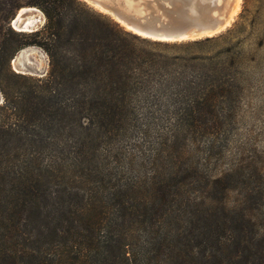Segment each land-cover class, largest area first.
I'll return each mask as SVG.
<instances>
[{"label":"trees","instance_id":"1","mask_svg":"<svg viewBox=\"0 0 264 264\" xmlns=\"http://www.w3.org/2000/svg\"><path fill=\"white\" fill-rule=\"evenodd\" d=\"M29 5L44 14L40 32L1 28L13 39L0 41V264H264L250 217L211 197L220 178L206 203L188 197L174 142L157 136L148 176L118 169L138 108L171 106L173 124L195 126L210 85L169 72L161 52L198 42L147 41L80 0ZM32 44L48 57L42 78L9 67Z\"/></svg>","mask_w":264,"mask_h":264},{"label":"rangeland","instance_id":"2","mask_svg":"<svg viewBox=\"0 0 264 264\" xmlns=\"http://www.w3.org/2000/svg\"><path fill=\"white\" fill-rule=\"evenodd\" d=\"M36 1L0 0V41L13 39V34L27 38L43 29L45 17L41 8L29 5ZM239 6L230 25L208 36L207 41L201 37L175 42L195 40L198 44L161 52L166 57L165 64L170 66L169 72L197 82L201 89L204 83L210 85L208 99L200 104L196 117L193 116L195 126L187 131L173 124L175 115L171 106L167 110L155 109L156 112L138 108L127 134L116 144L117 154L120 153L118 169L125 175L130 172L138 178L148 176L153 170L150 160L153 149L157 148V136L165 138L167 146L174 142L173 154L179 162L178 180L190 184L188 197L205 201L209 186L220 178L223 186L211 197L216 204L223 202L227 209L245 211L264 252V0H241ZM29 7L38 10L43 20L34 32H20L11 26L10 20L21 9ZM4 24L12 35L1 30ZM13 58L9 62L13 72V68L23 69L27 71L25 76L42 78L48 70V57L38 45L22 46ZM145 118L149 119L148 124ZM143 130H147V138L140 135ZM165 156L162 145L161 163ZM109 162L111 167L115 166L111 159Z\"/></svg>","mask_w":264,"mask_h":264},{"label":"water","instance_id":"3","mask_svg":"<svg viewBox=\"0 0 264 264\" xmlns=\"http://www.w3.org/2000/svg\"><path fill=\"white\" fill-rule=\"evenodd\" d=\"M80 1L126 31L153 41L180 42L201 38L202 36L199 35L214 32L220 27H224L222 29L224 30L233 20L224 26L234 0H229L227 9H221L217 0ZM24 16V12L15 14L10 20L11 26L16 20H22ZM38 25L37 23L36 27ZM31 32L34 31L31 30L28 33ZM13 60L14 58L11 59ZM13 70L22 75L27 72L23 69L13 68Z\"/></svg>","mask_w":264,"mask_h":264},{"label":"bare ground","instance_id":"4","mask_svg":"<svg viewBox=\"0 0 264 264\" xmlns=\"http://www.w3.org/2000/svg\"><path fill=\"white\" fill-rule=\"evenodd\" d=\"M240 1L241 0H234L233 1V4H232V6H231V8L227 14V18L225 20L224 26H226L233 19V17L238 13V9L240 7L239 6ZM217 2L219 4L218 6H220L221 9H227V7L229 5V0H217ZM23 12L25 13L24 18L22 20L21 19L16 20V22L13 24V27L16 28L20 32H30L34 28L36 29L37 23L40 24L43 20L42 15L35 8H30V7L29 8H23L18 12V14H21ZM223 28L224 27H220L214 32H206V33H203L202 35H199V36L208 37V36H211L212 34L218 32V31L222 30ZM162 42H170V41H162ZM19 55H23V53H19ZM23 58H24V56H23ZM19 61H21V58ZM18 65H20V64H18ZM23 67H24V65H23Z\"/></svg>","mask_w":264,"mask_h":264}]
</instances>
